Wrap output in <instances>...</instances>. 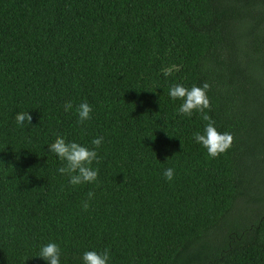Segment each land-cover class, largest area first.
Returning a JSON list of instances; mask_svg holds the SVG:
<instances>
[{
    "label": "trees",
    "instance_id": "trees-1",
    "mask_svg": "<svg viewBox=\"0 0 264 264\" xmlns=\"http://www.w3.org/2000/svg\"><path fill=\"white\" fill-rule=\"evenodd\" d=\"M204 83L217 158L167 94ZM57 136L103 137L95 183L57 172ZM49 242L62 264H264V0H0V264Z\"/></svg>",
    "mask_w": 264,
    "mask_h": 264
},
{
    "label": "clouds",
    "instance_id": "clouds-1",
    "mask_svg": "<svg viewBox=\"0 0 264 264\" xmlns=\"http://www.w3.org/2000/svg\"><path fill=\"white\" fill-rule=\"evenodd\" d=\"M209 84L185 88L182 84H174L168 89V96L173 100H180L177 115L191 118L193 114L199 115L206 122L202 131L193 133L192 139L200 144L210 158H217L226 153L232 146L233 137L229 132H220L215 126V122L210 118L208 112L211 110L210 101L207 95ZM72 103L64 105L65 111H71ZM92 106L86 101L81 102L76 110L78 123L84 124L92 118ZM30 112L19 111L14 116L17 128H25L31 124L32 117ZM167 133V132H166ZM168 135V134H167ZM169 136V135H168ZM170 137V136H169ZM103 137L92 139L89 148L76 141H68L64 136H57L55 143H51L48 148L63 164L57 169L61 175L68 176V182L72 186L82 184H92L97 181L98 169L93 167L94 162L98 161V151L103 144ZM164 178L171 182L174 179V169L166 168L163 170ZM94 198V193H88V200ZM82 207L87 210V201L82 203ZM40 258L46 264H62V251L58 244L49 242L39 248L33 256ZM81 264H110L111 254L108 248L103 251L86 250L80 257Z\"/></svg>",
    "mask_w": 264,
    "mask_h": 264
}]
</instances>
